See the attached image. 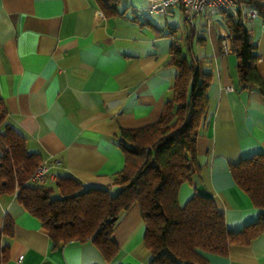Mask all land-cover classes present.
I'll list each match as a JSON object with an SVG mask.
<instances>
[{"label":"crops","instance_id":"crops-1","mask_svg":"<svg viewBox=\"0 0 264 264\" xmlns=\"http://www.w3.org/2000/svg\"><path fill=\"white\" fill-rule=\"evenodd\" d=\"M117 11L105 16L94 0H0V98L27 151L60 162L45 184L55 187L57 176L70 175L84 186H112L125 162L120 129L158 120L176 74L171 48L184 52L197 35L203 52L193 56L212 72L209 114L196 141L200 171L180 185L178 202L209 196L230 230L256 222L261 209L236 185L230 165L264 154V98L239 87L237 57L222 49L224 16L206 12L189 24L179 6L159 14L150 0H120ZM247 27L264 76V21L249 18ZM6 215L14 232L3 238V264H150L136 203L115 223L119 252L111 261L89 241L54 246L15 194H0V228ZM203 255L210 264H264V231L247 244L232 243L226 255Z\"/></svg>","mask_w":264,"mask_h":264},{"label":"trees","instance_id":"trees-1","mask_svg":"<svg viewBox=\"0 0 264 264\" xmlns=\"http://www.w3.org/2000/svg\"><path fill=\"white\" fill-rule=\"evenodd\" d=\"M94 1L105 16L118 14L120 0ZM250 8L264 21V0H243L234 15H224L225 25L237 57L239 87L257 90L264 98L257 45L242 17ZM204 63L184 54L180 46L171 48L170 64L176 68L172 95L157 121L120 129L117 144L125 162L109 187L84 186L70 175L57 176L55 187L32 182L43 159L28 152L25 138L6 122L0 98V194H15L18 203L41 221L54 246L89 241L106 261L119 252L112 238L115 223L134 203L145 225L143 241L150 264H210L204 253L226 255L232 243H249L264 231V154L230 165L236 185L261 209L256 222L230 230L209 196L194 193L183 205L178 202L180 185L200 171L196 141L209 114L212 79ZM13 232L14 222L6 215L0 228V264L8 258L3 238Z\"/></svg>","mask_w":264,"mask_h":264},{"label":"built area","instance_id":"built-area-1","mask_svg":"<svg viewBox=\"0 0 264 264\" xmlns=\"http://www.w3.org/2000/svg\"><path fill=\"white\" fill-rule=\"evenodd\" d=\"M243 5V0H150V9L159 14H166L172 6H179L182 10L184 19L189 24L201 14L206 12H216L224 15H234L239 6ZM258 16L255 8H250L243 12V21ZM222 49L224 54L231 52L228 33H222ZM58 160L52 163L43 161L34 171L31 181L36 183H45L50 176V168L53 165H59Z\"/></svg>","mask_w":264,"mask_h":264},{"label":"rangeland","instance_id":"rangeland-1","mask_svg":"<svg viewBox=\"0 0 264 264\" xmlns=\"http://www.w3.org/2000/svg\"><path fill=\"white\" fill-rule=\"evenodd\" d=\"M136 1H139V0H136ZM138 3V2H137ZM182 25H184L183 23H181V25H180V27L182 26ZM187 26V28H188V30H189V25H186ZM181 29H182V27H181ZM196 41H197V35H195V38H194V40H193V44L192 45H190V47H189V49L187 50L186 48H185V50H184V53H188L187 55H189V57L191 56V54H194V55H200V54H202V52H203V49H198V47H197V44H196ZM208 50V49H207ZM208 53V52H207Z\"/></svg>","mask_w":264,"mask_h":264}]
</instances>
